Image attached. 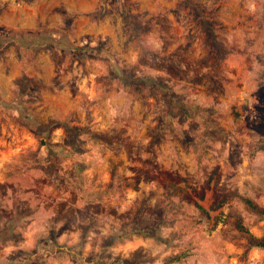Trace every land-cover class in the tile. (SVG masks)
<instances>
[{
    "label": "rangeland",
    "instance_id": "obj_1",
    "mask_svg": "<svg viewBox=\"0 0 264 264\" xmlns=\"http://www.w3.org/2000/svg\"><path fill=\"white\" fill-rule=\"evenodd\" d=\"M2 35L0 264H264V0H0Z\"/></svg>",
    "mask_w": 264,
    "mask_h": 264
},
{
    "label": "trees",
    "instance_id": "obj_2",
    "mask_svg": "<svg viewBox=\"0 0 264 264\" xmlns=\"http://www.w3.org/2000/svg\"><path fill=\"white\" fill-rule=\"evenodd\" d=\"M2 39L9 40L8 38H6L3 35L0 37V42L2 41ZM89 48L90 47H88V46L78 47L76 45L70 44L69 46H67L65 48V50L72 53V54H81V55L85 54L82 56H88V55L92 54V52L90 51ZM77 50H79V51L81 50V52H83V53L77 52ZM113 70L115 71L116 75L121 76L127 82L128 81L134 82L135 80H142V79L145 81L148 80L150 82H154V79H152L151 77H144V78L129 77L125 73V70L121 71V69H118L117 67L114 68ZM3 105L4 106H10L14 110H16L18 112L19 120L22 121V123L25 124L30 129H32L34 131H38V132H45V131H48L50 129L51 123L41 122L38 119L37 114L28 108V106L25 103L24 97H23V92L20 94V92L18 90L17 95L12 100L3 101ZM41 140L44 142L46 141L44 137H42ZM55 147L52 148L53 151H54ZM57 148L58 149L56 152H61V153L65 152L64 149L62 150V147H57ZM57 177H59L61 180L63 178L62 175L57 176ZM69 177H70V180L74 179V177H71V176H69ZM65 178L67 180V177H65ZM231 196H232V192L225 189L224 185H221L219 183V179H216L215 184H214V200L210 206L211 209H217V208L221 207L226 201H228V199ZM242 198L252 209H254L256 212H258L260 215L264 216V207L258 205L257 203H255L250 198H246V197H242ZM195 204L202 211V213L207 214V215L209 214V211L205 207H203L200 203L195 202ZM217 223H218V220L216 219L215 224H217ZM236 226L240 231L249 234V236L252 239L253 245L264 248V234H262L261 236L254 235L251 232V230L239 220L236 222ZM134 231H136L138 233H144V230L142 228H139V227H135ZM52 234H53V231H52ZM116 237H117V232H115L113 234V241L114 242L116 240ZM121 263L122 264H129V261H125V260L122 261L121 260Z\"/></svg>",
    "mask_w": 264,
    "mask_h": 264
}]
</instances>
